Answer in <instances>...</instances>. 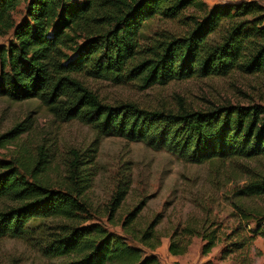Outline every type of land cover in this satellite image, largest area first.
I'll list each match as a JSON object with an SVG mask.
<instances>
[{"label": "trees", "instance_id": "obj_1", "mask_svg": "<svg viewBox=\"0 0 264 264\" xmlns=\"http://www.w3.org/2000/svg\"><path fill=\"white\" fill-rule=\"evenodd\" d=\"M21 3L24 14L16 21ZM192 6L201 14L185 17L183 31L140 42L145 20L174 19ZM204 6L202 0H0V35L11 36L0 44V96L37 98L61 121L77 119L96 132L87 148L68 151L59 186L39 176L51 163L46 154L40 157L41 150L31 165L0 158V200L7 204L0 208V237L34 238L38 226L41 252L62 258V264H160L155 255L127 241L128 235L150 250L156 247L153 224L140 234L132 228L134 211L121 223L122 234L99 222L84 224L100 138L142 141L195 164L264 156L262 104L145 108L129 100L104 102L85 84L88 78L138 80L145 88L196 74L264 73V4L238 0ZM19 125L2 136L12 139ZM130 183L126 168L107 207L110 223ZM233 194L237 222L226 235L224 252L245 253L240 264H251L250 245L258 237L264 241V171L249 169ZM46 219L55 221L48 233L44 230L50 226H36ZM181 232L171 237L172 255L186 250L189 240L183 235H201L203 254L215 246L212 231L201 234L185 226Z\"/></svg>", "mask_w": 264, "mask_h": 264}, {"label": "rangeland", "instance_id": "obj_2", "mask_svg": "<svg viewBox=\"0 0 264 264\" xmlns=\"http://www.w3.org/2000/svg\"><path fill=\"white\" fill-rule=\"evenodd\" d=\"M205 9L238 0H202ZM264 4V0H259ZM21 3L14 13L16 21L23 17ZM197 7L187 8L179 17L166 19L156 16L144 21L140 42L149 44L160 34L180 33L186 27L187 16H198ZM188 22V20H187ZM11 39L0 35V44ZM85 84L104 102L129 100L145 108L177 109L180 104L192 109H205L222 104L264 105V73H231L226 76L194 75L166 84L142 87L138 80L114 83L100 78L85 79ZM21 123L13 138L2 135ZM96 132L77 119L61 121L37 98L12 101L0 96V158L17 159L24 165L33 164L39 150L51 163L39 176L53 186H59L64 174L63 164L70 149L83 150L94 142ZM42 146L41 149L38 147ZM97 173L86 191L90 211L84 223L99 222L118 234L121 223L134 211L132 228L140 234L153 224L156 247L150 250L127 235V241L139 246L145 254H153L160 264H240L245 253H225L226 235L237 222L233 191L247 178L249 169L264 171V156L256 159L212 160L200 164L189 163L164 150L153 149L142 141H128L120 136L101 137L95 157ZM130 169L131 183L113 223L107 219L116 184L122 171ZM0 200V208L6 207ZM53 219L42 220L45 233L54 229ZM264 224V223H263ZM185 226H195L201 234L214 232L216 243L211 250L201 252V235H192L186 250L180 255L169 252L171 237L182 234ZM202 226V228H200ZM48 229V230H47ZM35 228L34 238L0 237V264H62L63 259L45 256L37 243L42 234ZM45 235V234H44ZM251 264H264V241L256 238L249 247Z\"/></svg>", "mask_w": 264, "mask_h": 264}]
</instances>
